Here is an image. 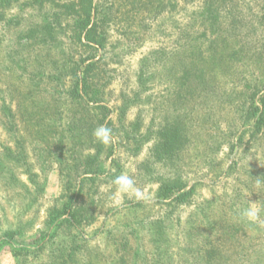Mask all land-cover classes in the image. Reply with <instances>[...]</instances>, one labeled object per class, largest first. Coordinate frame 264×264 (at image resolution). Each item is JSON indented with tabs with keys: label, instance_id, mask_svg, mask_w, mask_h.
Segmentation results:
<instances>
[{
	"label": "rangeland",
	"instance_id": "rangeland-1",
	"mask_svg": "<svg viewBox=\"0 0 264 264\" xmlns=\"http://www.w3.org/2000/svg\"><path fill=\"white\" fill-rule=\"evenodd\" d=\"M73 1L0 9V264H264V0Z\"/></svg>",
	"mask_w": 264,
	"mask_h": 264
},
{
	"label": "trees",
	"instance_id": "trees-1",
	"mask_svg": "<svg viewBox=\"0 0 264 264\" xmlns=\"http://www.w3.org/2000/svg\"><path fill=\"white\" fill-rule=\"evenodd\" d=\"M20 0H0V9L6 8L7 6H10L14 2H18ZM37 5L44 4L45 0H34ZM66 0H64L65 2ZM64 6H67L64 4ZM74 8V11L76 14L79 15V25L77 26L79 30L78 31V38L82 41L83 39L87 41L88 43H94L96 42L95 39L92 36V33L96 29V24L91 22L92 20V13L94 11V0H74L71 2V5ZM91 67H93V64H89L84 72V78L80 81H78V85L76 84L74 86L75 92L77 91V95H79V88H82L84 94H88V73L90 72ZM261 102V114H260V122H264V94L260 100ZM99 110L103 112V118L107 119L110 115V110L106 106H100ZM259 110V109H258ZM255 117V115H254ZM177 188V189H175ZM182 187L178 186H171V185H165L162 187V191L165 193L166 197H170L171 195H174L176 191L181 190Z\"/></svg>",
	"mask_w": 264,
	"mask_h": 264
},
{
	"label": "clouds",
	"instance_id": "clouds-1",
	"mask_svg": "<svg viewBox=\"0 0 264 264\" xmlns=\"http://www.w3.org/2000/svg\"><path fill=\"white\" fill-rule=\"evenodd\" d=\"M93 136L97 142L104 145H109L114 140L112 129L106 125L97 126L93 130ZM112 183L116 186V194L112 198V202L115 205H119L121 203L119 196L122 195H128L137 200H146L148 198L145 193L136 186L134 178L127 173H121L113 180ZM258 211V208L252 206L244 209L241 215L243 218L251 222H257Z\"/></svg>",
	"mask_w": 264,
	"mask_h": 264
}]
</instances>
